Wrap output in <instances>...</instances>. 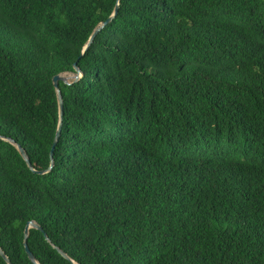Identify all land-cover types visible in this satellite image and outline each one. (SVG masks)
Returning <instances> with one entry per match:
<instances>
[{
  "label": "trees",
  "instance_id": "1",
  "mask_svg": "<svg viewBox=\"0 0 264 264\" xmlns=\"http://www.w3.org/2000/svg\"><path fill=\"white\" fill-rule=\"evenodd\" d=\"M0 137L11 264H264V0H0Z\"/></svg>",
  "mask_w": 264,
  "mask_h": 264
},
{
  "label": "water",
  "instance_id": "2",
  "mask_svg": "<svg viewBox=\"0 0 264 264\" xmlns=\"http://www.w3.org/2000/svg\"><path fill=\"white\" fill-rule=\"evenodd\" d=\"M117 6H118V2L117 4L115 5L114 7V10L113 12L102 22H100L95 28L94 30L92 31V33L90 34L87 42L85 43L82 51H81V54L84 52V50L88 47V45L92 42L94 36L97 34V32L102 29L107 23H109L112 18L115 16L116 12H117ZM74 67V72H75V76H74V79L73 80H77L80 76H81V72L79 70V68L76 66V64L74 63L73 65ZM62 73H58V74H55L52 76V83H53V86H54V89H55V92H56V97H57V103H58V113H59V116H58V124H57V128H56V132H55V136H54V139H53V142H52V145H51V149H50V165H49V168L53 165V159H52V156H53V149L55 147V144L57 143L58 141V138H59V135H60V131H61V124H62V114H63V99H62V95H61V92H60V89H59V86H58V83L59 81H63L64 83L66 84H70L72 81H67L65 79V77L62 75ZM0 138H3V137H0ZM6 140H8L9 142H11L12 144H14L17 148V150L19 151L20 155L22 156V158L26 161L27 165L29 166V168H31L33 171L35 172H38V173H44L46 170H34L31 166V163L29 161V158L24 150V148L16 143L13 139L11 138H6ZM48 168V169H49ZM29 228H37L39 230H42L41 226L39 224H37L36 222L34 221H28V223L26 224L25 228H24V238H23V245H24V248H25V252L28 256V258L34 263V264H39L38 260L35 259L33 253L30 251V249L28 248L27 246V235H28V230ZM46 239L48 241L49 238L47 237L46 234H44ZM52 246L66 259L70 260L73 264H77L75 263L72 259H70V257L65 253L63 252L59 247L55 246L54 244H52ZM0 255L4 258V260L8 263V264H11L10 262V259L8 258V256L5 254V252L2 250V248L0 247Z\"/></svg>",
  "mask_w": 264,
  "mask_h": 264
},
{
  "label": "rangeland",
  "instance_id": "3",
  "mask_svg": "<svg viewBox=\"0 0 264 264\" xmlns=\"http://www.w3.org/2000/svg\"><path fill=\"white\" fill-rule=\"evenodd\" d=\"M67 81H72L74 79L75 73L72 72H64L62 74Z\"/></svg>",
  "mask_w": 264,
  "mask_h": 264
}]
</instances>
